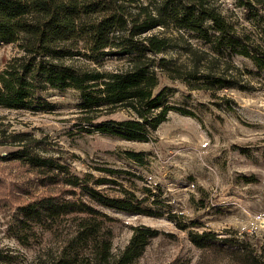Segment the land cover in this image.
I'll use <instances>...</instances> for the list:
<instances>
[{
	"label": "trees",
	"instance_id": "1",
	"mask_svg": "<svg viewBox=\"0 0 264 264\" xmlns=\"http://www.w3.org/2000/svg\"><path fill=\"white\" fill-rule=\"evenodd\" d=\"M231 4L240 16L223 12L217 0H0V44L15 43L19 49L0 67V107L49 112L55 102L46 92L72 90L86 123L92 122L94 113L118 106L134 114L92 122L94 129L146 141L169 111L194 115L166 101L169 84L162 81L169 80L172 71L183 81H198V87L205 89L233 86L223 76L199 74L201 57L184 70L171 59L159 57L175 43L169 36L153 32L155 29L185 33L202 42L215 57L239 55L264 70V50L252 43L250 33L257 31L264 37V0H232ZM107 57H122L126 64L107 70L70 62L78 58L98 62ZM11 142L17 146L0 159L26 166L37 184L48 191L35 195L13 186L11 196L17 204L10 211L6 231L26 247L49 242L52 246L47 249L45 264H137L160 231L147 225L130 226L128 242L113 252L114 218L103 208L152 217L165 214L186 231L190 243L201 252L200 264L222 260L264 264L262 242L235 233L217 236L195 230L198 220L165 213L162 200L151 198L150 186H139L135 178H143L131 170L108 164L76 170L65 160L45 154L46 149H37L42 142L27 132L13 134ZM118 155L138 166L148 165L143 151L121 149ZM198 191L203 193L200 187ZM6 194L10 191L0 188V204L8 209ZM196 203L197 209H205L208 197L202 195ZM12 257L0 254V260L7 263H14Z\"/></svg>",
	"mask_w": 264,
	"mask_h": 264
},
{
	"label": "rangeland",
	"instance_id": "2",
	"mask_svg": "<svg viewBox=\"0 0 264 264\" xmlns=\"http://www.w3.org/2000/svg\"><path fill=\"white\" fill-rule=\"evenodd\" d=\"M217 2L226 14L240 16L232 0ZM238 19L246 26L240 17ZM153 32L165 34L175 43L159 57L171 59L181 70L189 68L194 58L201 57L197 64L199 74L223 76L231 80L233 86L214 85L205 89L198 87L201 86L198 81H183L172 71L168 75L170 79L162 81L169 84L166 101L191 110L194 115L169 111L166 120L146 141L126 140L94 129V122L132 117L134 114L129 110L121 106L110 112L102 110L94 113L93 123H86L76 105L74 91L49 90L45 95L55 102L49 112L0 107V157L17 146L11 142L13 134L27 132L42 142L37 149H46L45 154L65 160L76 170L108 164L141 175L143 181L135 178L136 183L150 186L151 198L162 200L163 211L175 212L178 218L198 220L193 227L197 231H211L217 236L246 235L264 244V70L239 55L215 57L207 46L185 33L173 29ZM250 33L252 43L264 50V37H259L257 31L250 30ZM18 52L15 43L0 44V67ZM70 62L107 70L120 69L126 64L122 57H107L98 62L78 58ZM84 126L89 129L84 130ZM121 149L143 151L148 165L138 166L120 157ZM0 183L1 190L10 191L5 196L8 209L0 204V254L14 258V263L0 260V264H45L47 249L52 245L43 241L32 247L23 246L8 236L6 225L10 211L17 204L11 196L13 186L35 195L48 190L37 184L26 166L11 160L0 159ZM199 187L203 193L198 191ZM202 195L208 197V205L197 209L196 200ZM103 210L114 218L113 252L128 242L130 226L147 225L160 234L150 241L137 264L202 262L201 252L190 243L186 231L177 228L165 214L152 217L110 208ZM225 261L217 264H227Z\"/></svg>",
	"mask_w": 264,
	"mask_h": 264
}]
</instances>
